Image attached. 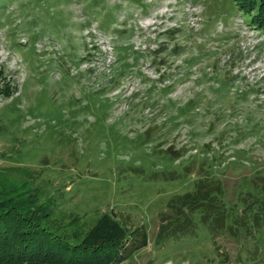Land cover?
<instances>
[{
  "label": "rangeland",
  "instance_id": "374dc122",
  "mask_svg": "<svg viewBox=\"0 0 264 264\" xmlns=\"http://www.w3.org/2000/svg\"><path fill=\"white\" fill-rule=\"evenodd\" d=\"M201 167L228 206L262 195L264 30L233 0H0L3 184L66 229H143L119 264H264V226L155 242Z\"/></svg>",
  "mask_w": 264,
  "mask_h": 264
},
{
  "label": "trees",
  "instance_id": "16d2710c",
  "mask_svg": "<svg viewBox=\"0 0 264 264\" xmlns=\"http://www.w3.org/2000/svg\"><path fill=\"white\" fill-rule=\"evenodd\" d=\"M233 1L264 30V0ZM202 169L193 189L174 195L159 214L157 244L192 234L196 221L208 226L214 242L220 234L240 239L264 226V176L257 184L262 195L247 194L241 209H236L224 202V182ZM4 182L0 175V264H119L147 245L143 229L129 231L107 219L86 233L75 225L66 229L26 182Z\"/></svg>",
  "mask_w": 264,
  "mask_h": 264
},
{
  "label": "built area",
  "instance_id": "2783aa9c",
  "mask_svg": "<svg viewBox=\"0 0 264 264\" xmlns=\"http://www.w3.org/2000/svg\"><path fill=\"white\" fill-rule=\"evenodd\" d=\"M167 264H170V263H167Z\"/></svg>",
  "mask_w": 264,
  "mask_h": 264
}]
</instances>
